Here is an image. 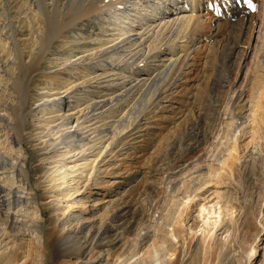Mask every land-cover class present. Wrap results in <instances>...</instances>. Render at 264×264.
<instances>
[{"label":"rangeland","instance_id":"rangeland-1","mask_svg":"<svg viewBox=\"0 0 264 264\" xmlns=\"http://www.w3.org/2000/svg\"><path fill=\"white\" fill-rule=\"evenodd\" d=\"M10 1L2 0L0 5ZM13 1L17 6L6 19H0L13 22L7 32L12 35L17 29L19 43L7 42V48L0 49V64L7 66V71L0 67V83L9 86L4 95L18 110L22 102L28 109L22 139L14 143V132L4 129L0 141L11 155L21 150L26 157V186L32 197L15 209L29 215L25 236L33 242L34 254L29 264H130L138 257L151 258L152 246L161 243L166 256L176 257L175 264H184L186 259L185 264L190 260L191 264L263 262L264 124L251 120L254 113L246 117L244 106L258 98L264 62V0H196L201 17L194 29L195 40L190 41L193 28L188 29L185 23L179 29H167L157 36L158 41L146 43L147 48L154 46L150 53L154 56L160 44L178 50L188 39L194 47L193 56L176 84L172 82L176 71H164L160 56H150L144 64H137L136 72L128 78L140 79L149 69L164 72L153 75L119 111L104 109L87 119L81 132L114 130L120 118L139 114L158 89L169 87L160 103L146 110L139 126L102 158L94 173L91 152L64 159L61 151L65 148L43 149L53 137L40 130L59 122L58 116L72 106L83 109L93 99L112 95L115 83L121 85L131 73L129 65L114 64L132 47H122L101 60L94 59L96 52L119 27L140 29L141 20L163 11L164 5L159 6L156 0H129L111 15L92 17L88 25L81 23L68 33L67 44L43 49L37 68L45 74L34 77L29 89L23 87L26 91H18L16 83L26 78L30 66L20 72L17 58L21 52L41 50V43L34 32L36 12L33 20L24 15L19 22V13L27 5L22 6L25 0ZM164 1L166 9L175 11L185 5V0ZM77 3L74 0L73 4ZM242 4L248 8L245 16L239 13ZM71 12L63 9L58 19L68 20ZM176 36L181 39L173 46L169 39ZM26 39H30L28 44ZM59 68L68 69L66 77ZM61 84L64 86L59 88ZM74 85L78 89L67 95L64 90ZM59 96L62 106L50 108L47 101ZM223 150L228 160L222 167L215 158ZM63 162L68 166L85 164L82 170L91 181L81 193L49 192L50 182H41L46 175L61 181L59 172L53 170ZM74 168L68 170L71 179L80 171ZM0 176L7 184L9 172L0 169ZM188 193L194 196L190 200L184 198ZM77 238L83 242L82 248L75 247ZM56 250H60L57 256Z\"/></svg>","mask_w":264,"mask_h":264},{"label":"bare ground","instance_id":"bare-ground-1","mask_svg":"<svg viewBox=\"0 0 264 264\" xmlns=\"http://www.w3.org/2000/svg\"><path fill=\"white\" fill-rule=\"evenodd\" d=\"M128 1L129 0H78V3L75 5L73 4L74 0H25V2L22 3V6L24 4L27 5V9H24L22 12L19 11V14L22 17L20 20H18L19 22H21L24 15L27 17L30 16L31 18L35 15L34 17H36V27L34 28V32L37 33V38L39 39V43H41V45L39 46L41 50L37 49L38 51H32L29 53H25L24 50V52L19 51L21 52V55L17 58V66L19 71L21 72L23 71V69L26 70L28 66H30V71L26 78L23 77L24 79L22 78L17 81V90L19 91L21 89H24L23 87H25V89H29L31 83H34V77H40L39 74L41 73L45 74V72H40L41 70L37 68L39 62L41 61L42 54L46 50H43L44 48H50L53 44L60 42L67 44V40L70 38L68 33H70L71 30H73L76 26L80 25L81 23H83L84 25L90 24V19L92 17H100L105 13L111 15L114 9H118L117 7H121V5L126 6ZM1 3L2 0L0 1V4ZM156 3L159 6L164 5V10L158 11L154 16H147L143 20H141L140 24L138 25L140 29L125 31L123 30V28L119 27L118 31H116L117 33L111 36L110 39L105 40L103 47L98 49V51L96 52V57L94 59L101 60L108 55L112 56L116 54L122 47H132V49L128 51V54L124 55L122 59L115 62L114 64V66L116 67H119L120 65H123V67L125 65H129L128 69L131 73L124 76L125 79L122 81L121 85L119 82L115 83L117 89H113V93L110 97L102 98L100 100L93 99V101L89 102L88 104L86 103L87 106L83 109L72 106L66 113H61L58 116V120L60 119L59 122L50 125L47 128H42L43 130H40L41 134H46L53 137L51 144H49L50 141L48 140L44 148L42 147L44 150L58 151L60 147L65 148L63 151H61L63 152L61 154L64 159L68 158V156H79L80 154L89 151L92 153L94 161L92 165L93 170L91 173H94V171L98 168V164L102 161V158L113 151L112 147L118 141L120 142L124 137H126L130 131L136 129L139 126L146 110H151L160 103L163 96H165V94L168 92L169 87H166V85L165 88L162 87V89H158L155 94L153 93V97L151 98V100H148L146 102L147 104L145 108H143L139 114H136L134 116H130L127 114V116L120 118L117 122L116 127H114V130L102 129L99 131L96 130L89 134L80 131L88 118L96 117L102 112V110L104 111V109H117L119 111V109H121L124 105L127 104V102H129L128 100L139 89H141L145 84L147 85V81L151 80V77L153 75L161 73L163 71V69L161 71H158L156 69H149L148 72L145 71L144 73L147 74V76L143 75V77H141L140 79L128 78L129 76H131V74L136 72L135 66H137V64H141L143 63V61L145 62L151 56L150 53L154 49V46H152V48L148 46L149 48H147L146 45V43L150 39L156 41L159 35L165 33L167 29L171 30L174 28L175 30L177 27L179 29V26L186 23L187 26L190 27H188V29H191V27L193 28L191 31H189L192 32L193 36L190 41L195 40L194 29H196L195 27L197 23H199L198 21L201 17V14H197L198 8L200 9V6L197 5L196 0H185V5L180 6V8H178L176 11L172 9H166L167 5L164 4V0H156ZM189 4L191 5L188 7ZM16 6L17 2L15 3L13 0H11L9 3H5L4 6L0 5V18L4 17L3 19H6V16L9 15L10 11L13 10ZM19 6L20 7H18V10L22 7L21 5ZM30 7H33L32 11L26 12V10H29ZM63 9H65L66 13L71 9L72 12L70 16H68L69 19L62 22L58 19V15L63 11ZM33 11L36 12V14H34ZM247 12V6L245 4H242L241 7H239V13L242 16H245L247 15ZM233 16H236V14H233ZM12 24L13 22L7 23V21L0 19V49L2 50L7 48V42L13 44L14 46H18L17 44L19 43V40L16 38L17 29L13 30L12 35L8 34L7 32V28L12 27ZM187 31L185 32V35ZM189 32L188 34H190ZM139 37L141 38L138 40ZM180 39L181 37L176 36L173 38L171 37V39L169 40H172L170 42L174 46L175 43L177 41L179 42ZM29 41L30 39H26L24 40V43L28 44ZM184 42L185 41H183V44L181 45V49L178 50L176 49L177 47L170 48V46L166 47L160 44V46H158L157 48V51L155 52L156 54L154 56L152 54L151 56H160L159 58L163 60L164 71H174V73L176 71L172 79L173 84L177 83L179 76L183 73V69L187 66L186 64L188 63V59L193 56V44L189 45L190 43L188 39L186 40V43ZM1 58L2 57L0 56V62H2ZM87 60L92 61V59ZM13 62V59L9 61L10 64ZM113 63L114 62L110 63L111 67ZM263 63L264 62L262 60V63L260 65L261 74L259 88L256 90L258 98L256 102H251L246 106V108L244 106V111H248V115L246 114V117L248 118L251 117V113H254V117L251 119L252 121H261L264 124ZM0 67H3L2 70L4 69V71H7V66H5L4 63L3 65L0 64ZM67 68H59L57 71L62 72L61 75L65 76L67 74ZM63 86V84L58 85L59 88ZM76 86L77 85L70 86L64 91L68 93L67 95H69L70 92L78 89ZM8 88L9 86L2 85L0 83V131L4 129L12 130L14 132L13 142L17 143L22 139L23 132L24 130H26L25 111L28 108H26V102H22L21 107H19L21 109L18 110L12 100L4 95L6 93L5 91L8 90ZM25 89L24 91H26ZM47 102V104H51V106H49L50 108L54 107L59 109L63 104V98L62 96L53 97ZM30 132L33 133V131ZM76 145L79 147L84 146V148L79 150L78 148L75 149ZM225 151L226 150H223V152L220 153V156H217L215 158V161H217L216 164H221L220 166L222 167L224 164H226V160H228L226 157H224ZM70 152H73V154H69ZM25 158V154L21 150L17 155H11L0 141V169H3L5 172H9L10 175L7 184H3L1 182L0 176V264L3 263L4 258H7L6 264H29L30 262H32V260H30L29 258L34 255L31 251L33 242L31 240H27L25 236L28 231L26 226L29 215L26 212H19L15 209L16 206L25 203V200L29 201L32 197V192L28 190L26 186L28 183V178L25 167ZM74 167H77V169L80 171L78 172V174H76V178L71 179L70 177H68V170ZM84 167H86L85 164L68 166L65 162H63L59 167H57L56 170H53L59 172L58 175L61 181L58 182L56 179L53 181L52 178L46 175L45 178L41 180V182H50V184L47 185V191L49 192L65 190L71 192L72 194H79L89 185L91 181V176H88L84 173V170H82ZM12 180L17 181V183H19L20 185H17ZM54 195L55 199L57 200L58 195ZM193 197L194 196H192L191 193H188L184 196V198H187L188 200L192 199ZM30 220H32L31 217ZM73 243L75 244V247L77 249L83 245V242L80 241V238L75 239ZM182 247L184 248L183 244ZM151 250L152 253H154L151 258L138 257L134 259V261L130 264L176 263L174 261L176 259L175 256H166V253L163 251L166 250L163 243L159 244L158 246L153 245ZM59 252L60 250H56L54 252V255L57 256ZM68 252L69 251H67V253ZM187 260L188 259H186L185 262H187ZM262 261L263 262H261L260 264H264V260ZM251 263L252 261H250L248 264ZM186 264H191V260Z\"/></svg>","mask_w":264,"mask_h":264}]
</instances>
